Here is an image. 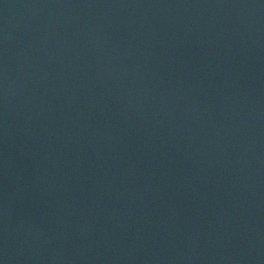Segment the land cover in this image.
<instances>
[{"label":"water","instance_id":"water-1","mask_svg":"<svg viewBox=\"0 0 264 264\" xmlns=\"http://www.w3.org/2000/svg\"><path fill=\"white\" fill-rule=\"evenodd\" d=\"M0 264H264V0H0Z\"/></svg>","mask_w":264,"mask_h":264}]
</instances>
